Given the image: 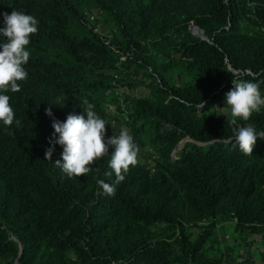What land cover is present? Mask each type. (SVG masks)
<instances>
[{
  "label": "trees",
  "instance_id": "1",
  "mask_svg": "<svg viewBox=\"0 0 264 264\" xmlns=\"http://www.w3.org/2000/svg\"><path fill=\"white\" fill-rule=\"evenodd\" d=\"M84 2L110 37L95 32ZM12 10L35 17L38 32L27 79L4 93L20 123L0 122V264H229V248L208 253L221 216L244 240L261 235L264 258V139L243 154L217 111L231 79L264 96V0H0V12ZM142 87L148 97L129 94ZM84 101L118 128L105 126V142L127 128L150 153L114 196L96 183H115L103 175L111 146L87 175L54 165L63 149L49 143L53 119L83 114ZM237 123L264 131V108Z\"/></svg>",
  "mask_w": 264,
  "mask_h": 264
},
{
  "label": "clouds",
  "instance_id": "2",
  "mask_svg": "<svg viewBox=\"0 0 264 264\" xmlns=\"http://www.w3.org/2000/svg\"><path fill=\"white\" fill-rule=\"evenodd\" d=\"M3 26L0 27V122L11 126L16 120L15 113L9 101L10 97L4 93L19 92V81L28 77L25 70L30 52L27 46L32 35L38 32V21L35 17L21 11L12 10L0 12ZM232 87L225 93L223 107H218L220 115L229 117V124L234 126L232 136L233 147L245 155H251L257 139H264V131L257 130L250 124L240 125L238 120L248 121L253 113H259L264 108V96L258 83L240 78L231 79ZM86 105L83 114H69L65 121L53 119L54 132L49 143L62 146L60 159L54 162L55 167L61 169L69 178L87 175L93 171L92 165L98 159L108 154L109 146L113 151L110 155L108 168L111 171L103 173L105 177L115 175V183L110 184L103 179H97V186L103 194L114 196L116 184L125 179V174L131 166L138 163L139 146L127 128H121L118 135H112L105 142L106 121L93 110L94 105L84 101ZM45 114L52 116L51 108L45 109ZM54 147L46 149L44 158L50 160ZM96 172L100 169L96 168Z\"/></svg>",
  "mask_w": 264,
  "mask_h": 264
},
{
  "label": "rangeland",
  "instance_id": "3",
  "mask_svg": "<svg viewBox=\"0 0 264 264\" xmlns=\"http://www.w3.org/2000/svg\"><path fill=\"white\" fill-rule=\"evenodd\" d=\"M198 1L199 0H189V3L191 5H196ZM84 5L88 22L94 27L95 32H97L102 37H110L111 25H107L104 23L105 17L101 14H98L94 9H92L89 3L84 2ZM111 74L114 75V73ZM125 92L126 89L123 87L119 88L118 91H116V93H118L119 95ZM129 94L131 96L143 98L148 97L149 95L148 91L143 87L137 88ZM217 111L220 114L219 108H217ZM225 118L229 117L225 116ZM107 126L112 128L114 131H118V128L112 123H107ZM139 149L140 151L138 156V163L143 166H149L152 161L150 159V153L145 149ZM213 223L214 233L212 238L214 239L215 244L212 245L213 251L208 252L210 255H215L217 250L221 252L223 248H229L230 252L223 258V260L225 262H228L229 264H264V258H262L261 235H253L244 240L242 236H239L235 232V225L223 216L216 218ZM199 232V229L190 230L193 238H196Z\"/></svg>",
  "mask_w": 264,
  "mask_h": 264
},
{
  "label": "water",
  "instance_id": "4",
  "mask_svg": "<svg viewBox=\"0 0 264 264\" xmlns=\"http://www.w3.org/2000/svg\"><path fill=\"white\" fill-rule=\"evenodd\" d=\"M194 28L196 29V30H198L202 35H203V32L201 31V30H199V28H197V27H193V30H194ZM193 34H195L194 32H193ZM196 35V34H195ZM202 40H205V38L204 37H202V36H199Z\"/></svg>",
  "mask_w": 264,
  "mask_h": 264
},
{
  "label": "bare ground",
  "instance_id": "5",
  "mask_svg": "<svg viewBox=\"0 0 264 264\" xmlns=\"http://www.w3.org/2000/svg\"><path fill=\"white\" fill-rule=\"evenodd\" d=\"M194 29H195V28H194ZM194 33H195L196 35H198V36H202V37H203V35H202L198 30H196V29H195Z\"/></svg>",
  "mask_w": 264,
  "mask_h": 264
},
{
  "label": "built area",
  "instance_id": "6",
  "mask_svg": "<svg viewBox=\"0 0 264 264\" xmlns=\"http://www.w3.org/2000/svg\"><path fill=\"white\" fill-rule=\"evenodd\" d=\"M151 158L153 159L154 158V156H151ZM232 224H234L235 225V223L237 222L236 221V219H233L232 221H230Z\"/></svg>",
  "mask_w": 264,
  "mask_h": 264
},
{
  "label": "crops",
  "instance_id": "7",
  "mask_svg": "<svg viewBox=\"0 0 264 264\" xmlns=\"http://www.w3.org/2000/svg\"><path fill=\"white\" fill-rule=\"evenodd\" d=\"M263 258V257H262Z\"/></svg>",
  "mask_w": 264,
  "mask_h": 264
}]
</instances>
